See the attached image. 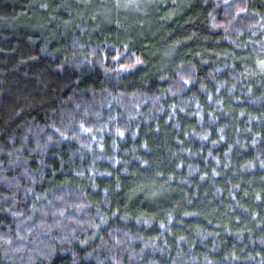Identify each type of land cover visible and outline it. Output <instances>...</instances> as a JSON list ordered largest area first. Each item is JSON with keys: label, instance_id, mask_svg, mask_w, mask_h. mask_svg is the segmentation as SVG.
<instances>
[{"label": "trees", "instance_id": "obj_1", "mask_svg": "<svg viewBox=\"0 0 264 264\" xmlns=\"http://www.w3.org/2000/svg\"><path fill=\"white\" fill-rule=\"evenodd\" d=\"M64 2L67 7L52 13L59 19L48 21L57 37L47 41L49 51L60 49L55 54L62 58L71 47L87 48L106 37L110 46L122 48L115 40L121 36L149 61L144 70L153 68L152 87L112 88L101 83L103 77L62 79L50 71L60 59L53 62L41 53L45 41L33 27L38 12L33 0H0V75L9 80L27 75V83L47 88L43 96L33 93L42 105L29 108L10 127L31 121L32 135L38 136L60 100L77 89L99 114L82 121L90 131L79 140L44 153V180L35 185L25 176L41 165L39 150L30 154L0 122V196L9 194L0 206L11 204L15 193L14 211L20 214L0 211V231L15 230L21 219L30 224L25 209L53 189L79 197L77 203L93 213L94 204L111 213L105 224L81 236L88 243L75 249L80 255L75 264H264V29L249 27L244 12L227 23L230 6L241 0H161L154 15L120 9L108 19L95 9L113 0H87L89 8L84 0ZM251 3L261 7V0ZM169 45L176 46L175 54L165 63L162 54ZM103 88L112 95L101 94ZM76 149L72 166L68 157ZM135 156L149 166H134L125 175L124 161ZM81 165L92 181L77 175ZM26 183L34 191L26 193ZM77 184L83 185L82 197ZM29 215L45 230L52 223L39 213ZM48 264H74L72 251L61 255L57 249Z\"/></svg>", "mask_w": 264, "mask_h": 264}, {"label": "clouds", "instance_id": "obj_2", "mask_svg": "<svg viewBox=\"0 0 264 264\" xmlns=\"http://www.w3.org/2000/svg\"><path fill=\"white\" fill-rule=\"evenodd\" d=\"M204 2L207 3V0H204ZM33 3L36 4L38 10L36 23L33 27L41 32L45 41L41 48V53L50 56L53 62L56 59H60V64L50 68L51 72L60 73L62 79H67L71 75H76L81 79L103 77L101 83L111 84L112 88L129 87L133 83L143 84L147 88L152 87L148 83V78L154 74L153 68L148 67L147 71L144 70L149 61L145 59L143 54H140L141 50L139 48L133 51L134 45L127 43L121 36L115 37V40L117 44L124 45L122 48L117 47L116 44L110 46L106 37L105 40L98 43L89 44L87 48L83 44H78L68 49L62 58L57 57L55 51H60V49L55 51L48 50L47 41L57 38L56 34L49 30L48 21L50 19L58 20L59 18L53 17L52 13L57 8L67 7V4L64 0H59V2L57 0H33ZM84 7L89 8L92 6L87 3V0H84ZM159 7H161V0H139V2L131 4L123 3L122 0H113L111 4L97 7L95 10L102 17L108 19L109 16L118 13L120 9H134L144 15H154ZM174 10L178 11L179 5ZM230 10L231 14L226 13L229 16L227 23L231 24L239 13L244 12L248 16L249 27L259 25L261 29H264V0H261L259 9L251 3V0H241V2L231 5ZM208 15L212 16V13L210 12ZM169 17L170 14L165 18ZM215 26L213 25V27ZM46 31L47 35H45ZM74 39L76 38L74 37ZM175 48V45H169L163 50L162 58H167L165 63L171 61L175 54ZM106 49L107 57L105 56ZM174 78L172 77L171 79ZM179 79L183 81L185 77L179 76ZM189 79L193 78L189 77ZM28 80L29 77L27 75L11 80L0 75V122L8 126L9 138L12 140L19 138L22 141L21 147L27 149L30 154H35L39 150L41 165L34 170L35 174L27 173L25 176L26 181H31L35 185L44 180L42 170L46 166L43 159L44 153L49 148L59 150L61 144L68 143L70 145L74 139L79 140L81 133L90 131V129L83 127L82 121L89 120L99 114L92 111V103L86 93L77 89L67 101L60 100L58 110L53 111L48 116L50 123L39 127L38 131L40 134L38 136L34 137L32 135L36 129L31 121H26L16 128H11V124L22 117L29 108L34 105H42V101L37 100L33 93L39 92L43 96L47 92V88L40 89L39 83L30 84L27 83ZM70 83L71 81L69 80ZM57 85L56 90L58 91L59 82H57ZM67 86L64 85V87ZM186 86V84L182 85V87ZM101 94L112 95V92L111 89L103 88L101 89ZM116 95H121V93L118 92ZM156 98L159 99V97ZM160 110L162 111L163 108ZM21 130H23V135H20ZM49 131L52 134H49ZM133 136H135V133H133ZM33 139L35 140V147L31 146ZM112 147L115 149V142H113ZM140 147L147 150L148 144L143 143ZM78 151L79 149L70 150L69 165H75L74 157ZM81 159L83 160V157ZM108 159L115 162L114 157H108ZM60 163L61 168H63L64 161L61 160ZM124 163L126 167L122 171L125 175H131L130 169L134 166H149V161L140 156L131 157ZM85 167L81 165L77 175L84 176L86 182L92 181L94 179L92 176H85ZM115 183L116 189H118L120 181L117 180ZM17 184H19V180H17ZM22 187H24L26 193L34 191V188L27 183L22 185ZM92 187L95 188L96 185L93 183ZM75 190H79L80 197L83 196V185L77 184ZM10 195L12 203L8 204L7 207L0 206V211H8L13 216H19L20 214L14 211L17 202L16 195L15 193ZM105 197H108V192H105ZM27 198V196L22 197V199ZM78 198L67 193L60 196L57 195V191L49 189L39 200L34 199L31 209H25V218L30 221V224H24V220L21 219L17 223L15 230L6 228L0 231V264H37V262L39 264H48L49 257L57 249L60 250L61 255L66 254L67 251H72L74 264L79 261L80 255L75 249L88 243L82 240L81 236L87 235L89 228L96 230L105 224L106 217L111 213L101 210L98 204L92 205L96 209V212L93 213L90 208L77 203ZM8 200L9 194L0 196V201L7 202ZM37 204L41 205V207H37ZM29 213H39V218L46 216L52 220V223L45 230L42 225L31 218ZM84 213L86 215H82ZM77 216L81 218L74 219ZM96 217H99L98 222ZM171 219L172 216L169 214L168 220L171 221ZM161 227H164L163 223ZM111 235L112 233L109 232V237ZM88 255L90 254L85 253V258ZM100 264H104V261H100Z\"/></svg>", "mask_w": 264, "mask_h": 264}, {"label": "rangeland", "instance_id": "obj_3", "mask_svg": "<svg viewBox=\"0 0 264 264\" xmlns=\"http://www.w3.org/2000/svg\"><path fill=\"white\" fill-rule=\"evenodd\" d=\"M134 0H131V2H133ZM123 3H129L130 4V0H122Z\"/></svg>", "mask_w": 264, "mask_h": 264}]
</instances>
